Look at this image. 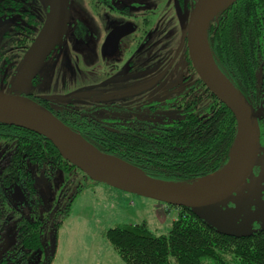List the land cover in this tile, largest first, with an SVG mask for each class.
Segmentation results:
<instances>
[{"label": "flooded vegetation", "instance_id": "1", "mask_svg": "<svg viewBox=\"0 0 264 264\" xmlns=\"http://www.w3.org/2000/svg\"><path fill=\"white\" fill-rule=\"evenodd\" d=\"M53 2L0 0V22L12 23L0 34V61L24 60L43 71L46 79L42 81L34 73L22 96L49 110L84 139L135 150L125 145L155 143L160 132L183 122L189 112L216 106L214 96L195 73L187 50V25L198 0H68L66 30L42 57L33 53L31 46ZM216 31H220L219 22ZM69 46L80 48L84 60L77 50L69 51ZM256 84L260 97L251 99L257 112L264 111V60L257 68ZM0 153L5 156L0 161L2 183L12 151L1 145ZM30 166L31 179L7 187L2 194L5 198H0V264H27L17 246L19 221H40L42 236L44 217L31 211L42 205L32 167L38 176L51 178L56 172L65 173L60 168ZM66 171L68 175L78 173L71 168ZM89 181L82 173L70 194L65 192L69 205Z\"/></svg>", "mask_w": 264, "mask_h": 264}, {"label": "trees", "instance_id": "2", "mask_svg": "<svg viewBox=\"0 0 264 264\" xmlns=\"http://www.w3.org/2000/svg\"><path fill=\"white\" fill-rule=\"evenodd\" d=\"M217 22L220 31H216ZM206 35L216 66L256 111L252 99L260 97L256 83L257 68L264 60V0H232L210 21ZM212 99L215 107L211 104L199 112H189L183 122L160 132L155 143L125 145L135 150L85 140L152 178L189 186L223 168L235 140L234 117L220 101ZM256 113L260 155L264 151V111ZM1 145L12 151L3 172L6 180L0 183L2 199L7 187L31 179L28 165L65 172L75 169L45 138L24 129L0 125ZM28 187H32V180ZM179 209L165 235L153 234L144 224H125L108 229L104 236L124 264H264V227L248 235L227 234L189 209ZM40 226V221H19L17 246L25 254L23 261L43 250ZM46 264H51V259Z\"/></svg>", "mask_w": 264, "mask_h": 264}, {"label": "rangeland", "instance_id": "3", "mask_svg": "<svg viewBox=\"0 0 264 264\" xmlns=\"http://www.w3.org/2000/svg\"><path fill=\"white\" fill-rule=\"evenodd\" d=\"M36 14L40 17L39 12ZM11 26L9 20L0 22V34L2 29ZM74 50L84 60L80 48L69 46V51ZM35 69L24 60L0 61V92L25 94L34 73H38L42 81L46 79L43 71ZM261 111L258 110L259 113ZM4 158L0 153V161ZM75 170L77 176L56 172L49 178L38 176L32 167L34 188L42 205L34 206L31 211L44 217L41 236L44 251L28 255L27 264H37L39 260L46 264L49 259L51 264H124L104 236L108 229L125 224H144L153 234L165 235L179 215L180 209L173 205L125 193L91 180L85 183L84 191L69 205L65 192L70 194L82 174ZM201 183L202 180L194 182L190 189L203 187ZM190 211L209 226L227 234L248 235L262 229L264 151H261L252 174L234 194L216 204Z\"/></svg>", "mask_w": 264, "mask_h": 264}, {"label": "water", "instance_id": "4", "mask_svg": "<svg viewBox=\"0 0 264 264\" xmlns=\"http://www.w3.org/2000/svg\"><path fill=\"white\" fill-rule=\"evenodd\" d=\"M214 1L198 0L190 15L186 36L188 55L195 73L206 89L230 111L236 123V136L229 159L220 170H230L233 159L237 166L218 185L201 191H189L193 183L183 186L152 178L121 158L99 151L49 110L22 95L0 92V125L24 129L45 138L66 162L87 179L125 193L189 210L223 201L252 174L260 152V129L256 111L218 69L209 49L207 27L232 0L219 12L207 17ZM67 6L68 0H54L31 46L33 53L44 57L61 39L67 26Z\"/></svg>", "mask_w": 264, "mask_h": 264}, {"label": "bare ground", "instance_id": "5", "mask_svg": "<svg viewBox=\"0 0 264 264\" xmlns=\"http://www.w3.org/2000/svg\"><path fill=\"white\" fill-rule=\"evenodd\" d=\"M229 1L231 0H215L208 11L207 17H210L216 14L217 12H219ZM233 160L234 161L232 163V167L230 170H228L227 168H224L214 173L213 175H209V177L202 180L201 184H203V187L197 188V189H190L189 187L188 190L189 191H201L203 189L214 187L218 185L219 183L223 182L228 177V175L231 174L236 169L237 163L235 159Z\"/></svg>", "mask_w": 264, "mask_h": 264}]
</instances>
